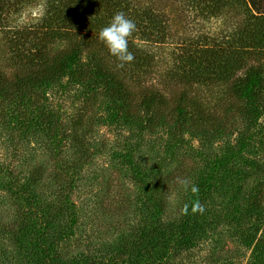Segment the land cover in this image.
Returning <instances> with one entry per match:
<instances>
[{
	"label": "trees",
	"instance_id": "trees-1",
	"mask_svg": "<svg viewBox=\"0 0 264 264\" xmlns=\"http://www.w3.org/2000/svg\"><path fill=\"white\" fill-rule=\"evenodd\" d=\"M38 1L39 19L7 32L16 62L10 64V73L0 69V126L7 120L33 134L40 130L45 145L58 150L65 134L50 127L59 114L44 102L45 92L64 89L61 82L66 79L80 88L82 97L73 121L70 118L71 140L81 153L88 149L80 141L92 120L93 113L87 112L91 106L102 110L110 124L135 127L137 136L166 128L172 149L186 134L201 137L211 152H199L201 166L197 169L195 163L183 173L193 181L181 215L165 219L174 170L145 166L146 158L134 154L136 149L126 140L128 148L113 155L127 164L136 180L137 223L96 249L90 245L92 250L72 253L64 252L63 244L74 235L80 216L71 197L73 180H65L67 175L72 178L74 165L59 164L52 182L39 167L1 166L0 188L12 198L11 216L0 225L2 264H164L195 247L220 221L239 230L242 245L250 249L245 264H264V0H183L206 17L232 5L241 20L222 36L200 33L174 44L167 40L172 35L168 22L152 0H0V26H11L12 17ZM158 46L169 50L167 83L225 88L223 104L219 100L215 106L222 108V116L184 90L145 85ZM228 112L237 113L242 128L233 143L224 140L213 150L214 139L230 134L231 123L219 121ZM58 126L64 124L59 120ZM253 176L256 180L249 184Z\"/></svg>",
	"mask_w": 264,
	"mask_h": 264
},
{
	"label": "rangeland",
	"instance_id": "rangeland-1",
	"mask_svg": "<svg viewBox=\"0 0 264 264\" xmlns=\"http://www.w3.org/2000/svg\"><path fill=\"white\" fill-rule=\"evenodd\" d=\"M151 4L158 8L168 22L172 35L167 40L171 44L181 37H193L200 33L214 37L222 36L235 28L241 20V15L235 12L232 5H226L216 16L206 17L199 11L191 9V6H187L183 0H152ZM41 15L42 2L38 1L12 17L11 26H6L7 28L0 26V69L10 73L14 68L10 64L16 62L15 54L9 50L10 37L7 32H16L32 25ZM59 46L60 44L56 49ZM153 51L158 52L157 60L146 78L145 85L159 90L172 89L174 92H178L179 89L184 90L189 95L197 96L206 109H211V112L220 116L223 115L222 108L215 107L219 100V104H223L222 94L225 88L222 85L174 86V83H167L169 50L166 46H158L154 47ZM249 64L251 61H248ZM61 83L65 86L64 89L54 87L52 90H47L45 92L47 101L44 102L51 105L54 113L59 114V118H55L50 127L52 129L58 127L65 134V143L58 150H53L51 146L45 145L42 140L45 135L43 132L41 134L40 130L39 135L33 134L30 129H22L21 126L12 125L6 120L5 126H0V167L21 169L39 167L41 172L44 170L43 176L46 181L52 182L55 179L54 169L59 164L64 165L65 168L74 165L76 171L74 173L69 171L72 173V178L70 179L66 173L65 180L68 182L73 180L74 189L71 187V197L80 208V216L74 235L63 244V251L67 253L88 251L92 250L90 248L92 245L96 249L101 244L110 242L116 235L130 230L137 223L138 215L134 213L138 199L136 180L127 164L113 155L128 148L124 147L127 141L129 148L136 149L134 154L146 158L143 159L145 166L160 164L167 172L174 170L171 175V186L166 193L163 216L165 219L179 218L187 188L193 181L183 173L193 168L195 163L198 169L203 161L199 152L206 155V152H211V148L207 151L208 148L204 147L202 141L200 142L201 137L185 134L181 145L172 149L166 128H157L156 132H143L137 136L135 127L110 124L104 119L102 110L91 106L87 112L93 113L92 120L88 126L85 125L86 128H83L85 138L80 141L88 144V149L81 153L76 140L74 138L73 141L71 140L74 126L72 127L70 123L81 106L80 88L70 84L66 79ZM225 118L224 121H219L231 123L232 127L228 132L230 134L224 138L214 139L213 150L221 148L224 140L233 143L237 132L242 128L243 122L237 113L228 112ZM59 120L64 126H58ZM22 133L25 136L20 135ZM243 168L245 169L246 166ZM254 176L247 180L249 184H253L256 180ZM9 198L12 199L9 193L4 188H0V225L11 216L12 207ZM238 234L237 228L233 229L228 223L220 221L208 236L198 241L195 247L176 253L164 264H224L225 261L245 264L250 249L242 245ZM0 264H2L1 257Z\"/></svg>",
	"mask_w": 264,
	"mask_h": 264
}]
</instances>
